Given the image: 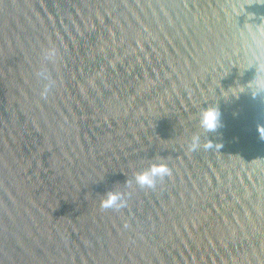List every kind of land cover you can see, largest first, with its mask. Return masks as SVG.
<instances>
[{
    "label": "water",
    "instance_id": "95a60500",
    "mask_svg": "<svg viewBox=\"0 0 264 264\" xmlns=\"http://www.w3.org/2000/svg\"><path fill=\"white\" fill-rule=\"evenodd\" d=\"M261 127L264 0H0V264H264Z\"/></svg>",
    "mask_w": 264,
    "mask_h": 264
},
{
    "label": "clouds",
    "instance_id": "9594fccd",
    "mask_svg": "<svg viewBox=\"0 0 264 264\" xmlns=\"http://www.w3.org/2000/svg\"><path fill=\"white\" fill-rule=\"evenodd\" d=\"M220 113L216 108H208L202 113L201 126L209 132H214L219 126ZM261 136H264V127L259 129ZM195 147V144L193 145ZM206 147H213L212 142ZM169 173V169L165 164L153 165L148 172L141 173L137 176V182L141 186L152 187L154 185V178L156 176H164ZM119 197L116 194H110L106 200L102 202L104 208H112L116 205Z\"/></svg>",
    "mask_w": 264,
    "mask_h": 264
}]
</instances>
